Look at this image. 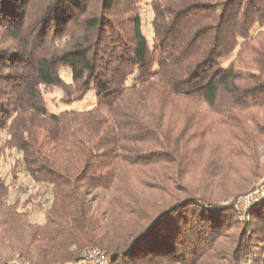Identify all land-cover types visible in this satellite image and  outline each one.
I'll return each instance as SVG.
<instances>
[{
    "label": "trees",
    "instance_id": "1",
    "mask_svg": "<svg viewBox=\"0 0 264 264\" xmlns=\"http://www.w3.org/2000/svg\"><path fill=\"white\" fill-rule=\"evenodd\" d=\"M149 4L150 37L141 0H0V264L264 261V197L236 205L264 175V0ZM20 170L42 188L8 201Z\"/></svg>",
    "mask_w": 264,
    "mask_h": 264
},
{
    "label": "rangeland",
    "instance_id": "2",
    "mask_svg": "<svg viewBox=\"0 0 264 264\" xmlns=\"http://www.w3.org/2000/svg\"><path fill=\"white\" fill-rule=\"evenodd\" d=\"M141 1H142V17H143V21H144V31L150 37L151 36L150 19L152 17V10H151L149 3L151 0H141ZM64 75H65L66 79H69L66 72H64ZM59 97H60V91L59 90H53L46 95L49 108L52 111L58 112L64 108H70V107L75 108V109L89 107L94 102L95 93L91 92L83 101L78 102V103H74L72 105H65V104L61 103L59 101ZM3 135L5 136L4 132H1L0 142H1V137H3ZM13 156H15V157L18 156V153L15 152V150L10 151V150L3 149V146L0 145V176L4 177L5 179L11 180L13 177V175H12L13 165H14ZM262 177H264V175ZM262 177L256 181H254L253 185L250 187V189L248 190L247 193H249L253 189V187L256 186L261 181ZM26 196L27 195H25V197ZM49 196H50L49 202L45 206L43 205V208H39L37 206L36 201H33L32 204H29L27 206L31 210L30 219L32 221L38 222V223H41L44 221L46 209L51 205V202L53 201L52 193H50ZM248 208H249L248 205H245V206L240 207V208L237 207V209L240 211L242 216H244L247 213ZM105 255H107V254H105ZM253 255H254L253 252L247 253L246 255L243 256V260L244 259L246 260L247 257H249V256L253 257ZM107 256H108V258H110L109 255H107ZM11 260L12 261H16V260L20 261L19 255L18 254H12ZM244 261H243V264H244ZM259 264H264V261H262Z\"/></svg>",
    "mask_w": 264,
    "mask_h": 264
},
{
    "label": "built area",
    "instance_id": "3",
    "mask_svg": "<svg viewBox=\"0 0 264 264\" xmlns=\"http://www.w3.org/2000/svg\"><path fill=\"white\" fill-rule=\"evenodd\" d=\"M19 179L14 185H11L7 194V200L10 201L15 198L17 195L24 193L27 196L36 194L41 187L39 183L29 180V178L22 173V170L19 171ZM6 182L9 183L10 179H6ZM50 190H45V196L41 198L39 201L42 205H46L49 202ZM264 197V177H262L261 181L253 187V189L244 195L241 199H239L236 203L237 207H243L245 205H252L258 199ZM82 261L85 264H108L110 262V258L105 255L98 247H92L84 251L82 254ZM17 264H29L22 263L17 261ZM50 264H64L60 262H53ZM244 264H255L253 262V257L249 256L244 261Z\"/></svg>",
    "mask_w": 264,
    "mask_h": 264
}]
</instances>
